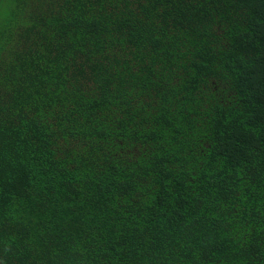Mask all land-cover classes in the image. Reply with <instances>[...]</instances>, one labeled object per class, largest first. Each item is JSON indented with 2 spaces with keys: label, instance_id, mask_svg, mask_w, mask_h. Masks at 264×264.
I'll use <instances>...</instances> for the list:
<instances>
[{
  "label": "trees",
  "instance_id": "obj_1",
  "mask_svg": "<svg viewBox=\"0 0 264 264\" xmlns=\"http://www.w3.org/2000/svg\"><path fill=\"white\" fill-rule=\"evenodd\" d=\"M0 264H264V0H0Z\"/></svg>",
  "mask_w": 264,
  "mask_h": 264
}]
</instances>
